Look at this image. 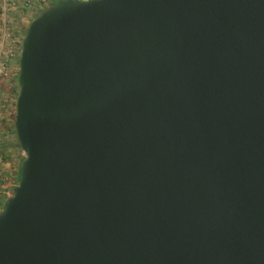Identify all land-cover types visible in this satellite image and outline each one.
I'll list each match as a JSON object with an SVG mask.
<instances>
[{
  "label": "water",
  "instance_id": "obj_1",
  "mask_svg": "<svg viewBox=\"0 0 264 264\" xmlns=\"http://www.w3.org/2000/svg\"><path fill=\"white\" fill-rule=\"evenodd\" d=\"M17 87L0 264H264V0L51 4Z\"/></svg>",
  "mask_w": 264,
  "mask_h": 264
},
{
  "label": "rangeland",
  "instance_id": "obj_2",
  "mask_svg": "<svg viewBox=\"0 0 264 264\" xmlns=\"http://www.w3.org/2000/svg\"><path fill=\"white\" fill-rule=\"evenodd\" d=\"M39 3L41 0H0V211L13 196L26 157L15 131L17 78L21 44L40 12L36 10Z\"/></svg>",
  "mask_w": 264,
  "mask_h": 264
},
{
  "label": "crops",
  "instance_id": "obj_3",
  "mask_svg": "<svg viewBox=\"0 0 264 264\" xmlns=\"http://www.w3.org/2000/svg\"><path fill=\"white\" fill-rule=\"evenodd\" d=\"M36 1H40V0H36ZM60 1H63V0H50V4H49V6H50L51 4H54L55 2H60ZM82 1H91V0H82ZM41 2H42V1H41ZM42 4H43V3H42ZM42 4H41V3L38 4V6H37L38 9L36 8L37 11L40 10V12H41L42 10H44V9L46 8V6L43 7ZM47 7H48V6H47Z\"/></svg>",
  "mask_w": 264,
  "mask_h": 264
},
{
  "label": "built area",
  "instance_id": "obj_4",
  "mask_svg": "<svg viewBox=\"0 0 264 264\" xmlns=\"http://www.w3.org/2000/svg\"><path fill=\"white\" fill-rule=\"evenodd\" d=\"M41 1L46 6H49V4H50V0H41Z\"/></svg>",
  "mask_w": 264,
  "mask_h": 264
},
{
  "label": "trees",
  "instance_id": "obj_5",
  "mask_svg": "<svg viewBox=\"0 0 264 264\" xmlns=\"http://www.w3.org/2000/svg\"><path fill=\"white\" fill-rule=\"evenodd\" d=\"M56 3H58V2H55L54 4H56ZM18 178L20 179V168H19V171H18Z\"/></svg>",
  "mask_w": 264,
  "mask_h": 264
}]
</instances>
